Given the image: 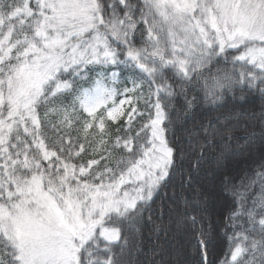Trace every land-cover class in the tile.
<instances>
[{
  "label": "snow or ice",
  "instance_id": "snow-or-ice-1",
  "mask_svg": "<svg viewBox=\"0 0 264 264\" xmlns=\"http://www.w3.org/2000/svg\"><path fill=\"white\" fill-rule=\"evenodd\" d=\"M257 94L264 0H0V264H132L145 232L216 264L193 187L214 149L219 264H264V155L229 174L237 126L196 120Z\"/></svg>",
  "mask_w": 264,
  "mask_h": 264
},
{
  "label": "trees",
  "instance_id": "trees-1",
  "mask_svg": "<svg viewBox=\"0 0 264 264\" xmlns=\"http://www.w3.org/2000/svg\"><path fill=\"white\" fill-rule=\"evenodd\" d=\"M140 108L144 107L143 101ZM216 106L206 105L203 110L197 112L196 120L219 121L220 124H233L237 126L234 135L238 138L232 143L242 145L237 151L243 155L234 156L226 161L227 172L239 177L244 169L251 171L253 162L264 155V135L261 134L264 128V97L259 94L247 96L243 101H230L226 99L221 103L218 110ZM55 119V117H52ZM137 122L139 118H136ZM192 127V124H189ZM53 139L54 134L47 133ZM219 149H214L210 154L205 168L200 172L199 183H194L196 192L204 197L201 205L205 211L204 223L211 227L214 247L210 252L209 259L219 264L227 250V242L223 238V193L221 192L220 178L222 173L217 169L214 158L218 155ZM258 191V187H257ZM189 198L193 197L192 189L185 193ZM209 198H214L217 202L209 204ZM156 246L155 252L153 251ZM195 237L185 234H178L169 237L167 243L163 240L157 241L155 236H150L145 232L141 255L136 253L132 256V264H151L153 260L160 261L163 256V264H192L195 258Z\"/></svg>",
  "mask_w": 264,
  "mask_h": 264
},
{
  "label": "rangeland",
  "instance_id": "rangeland-1",
  "mask_svg": "<svg viewBox=\"0 0 264 264\" xmlns=\"http://www.w3.org/2000/svg\"><path fill=\"white\" fill-rule=\"evenodd\" d=\"M261 134L264 135V128L262 129ZM216 202H217V201H216L214 198H209L208 206H209V204H215ZM222 204H223V202L221 201V202H220V205H222Z\"/></svg>",
  "mask_w": 264,
  "mask_h": 264
}]
</instances>
